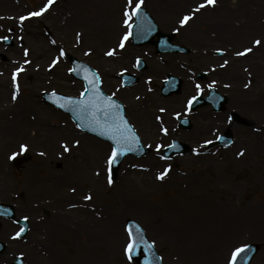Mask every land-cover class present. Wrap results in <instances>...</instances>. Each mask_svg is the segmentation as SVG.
<instances>
[{"label": "rangeland", "instance_id": "obj_1", "mask_svg": "<svg viewBox=\"0 0 264 264\" xmlns=\"http://www.w3.org/2000/svg\"><path fill=\"white\" fill-rule=\"evenodd\" d=\"M76 1L79 0H55L54 4L42 15L31 17L27 23L24 21L20 23L18 19L20 16L37 11L47 0H0V36L11 38L15 47L21 46V48L19 47L21 52L22 48L28 49V55L22 60L12 59L10 56L7 58V55L4 57L0 54V64H2L0 65V80L11 81L9 85L12 87V73L23 65L25 70L17 76L20 86L18 96H21L23 105L27 107L30 105L29 103H33L29 99L35 92L38 103L41 102L42 108H44L42 117L37 114H32L33 117H31L29 112L28 116L23 115L25 114L23 112V117H19L14 109L15 102L19 99L11 98L13 92L10 91L11 87L9 90L7 88V95L0 98V202L12 205L15 209L13 219L0 218V240L7 244L6 250L0 255V264H13L14 256L20 255V253H23L22 257L27 264H53L60 254L63 256L69 252L74 253V250L67 249L68 241L84 245L83 257H87L85 264H107L106 259H108V264H129L123 254L128 219H135L139 222L145 229L148 238L155 241V247L162 257L163 264H174V262L175 264H185L184 254L188 248V242H180L174 251L172 242L169 240L161 242L159 230L158 233H155L154 228L151 227L157 214L156 211H160L166 204L159 200L143 197L128 189L125 191L120 185L123 176L129 171L145 172L149 169H158L161 172L165 167L170 166L169 174L174 177L175 184L173 189L165 191L162 198L168 200V198L174 197L176 201L174 206H176L181 201L176 197L184 196L183 192H177L176 187L180 185L179 182L182 179L189 175V168L194 161L204 160L207 165L222 163L230 160L234 153L246 152L251 146L264 144L262 137L255 136L257 131L264 126V110L261 115L253 112L247 103L245 92L255 86L257 82H264V0H217L215 6H206L195 14L196 17L194 16L193 20L191 19L195 20L190 24V28L193 29L201 27L208 30L218 29L217 24H221L225 30L224 38L226 40L224 39V43L219 47L225 50V56L209 65L211 67L214 64H219V67L215 68L224 70L222 79L210 81V83L216 81L214 86L219 92L230 98L223 112L220 111L221 113L214 111L210 106L200 107L195 111L186 110L188 98L196 95L194 85L196 83L201 85L203 89L201 93H205L207 87V83L193 79L195 73L198 70L208 71L209 66L201 65L199 68L189 69L188 79L189 82L191 79L192 83V86L187 84L189 89L185 85L182 91L177 94L171 96L162 94L161 88L167 73L159 76L157 72L149 69L151 57H148L147 53L154 51L153 43L142 46L143 52L133 51L134 44L132 42L126 44L125 49L129 48L128 51L132 54V63H134V58L139 56L143 57L148 64V69L146 67L144 70L135 72L140 82L146 84L147 87L137 88L139 81L130 88L123 86L120 76L123 72H129L130 66L128 65L132 63L112 65L110 72L108 71L110 65L108 66L106 63L108 56L105 53L109 49L117 51L118 40L127 30L126 27L116 28L111 43L104 45L105 42H101L98 46L87 37L88 30L92 31L96 28L100 30L107 20L108 24H111L113 18L101 9L80 8L79 17L84 22L79 25L78 23L74 24L73 28L70 27L77 33H72V31L68 33L67 14L70 16L72 7L77 5ZM201 2L202 0H171L168 4L165 0H144L143 6L153 16H166V19H170L174 25L180 24L181 16L191 13L192 9ZM124 3L126 4V0L120 1L121 8L117 10L120 26L123 23ZM197 16L224 17L220 18V22L214 23L215 21H213V23L205 25L201 23V19L197 21ZM80 24L83 25L80 26ZM85 30H87V34H85ZM231 32L233 36H228ZM30 37H32L33 43H30ZM244 37L246 38L242 39ZM35 38L39 39L38 43L34 41ZM234 38L237 43H228V40ZM255 39H260L261 45H254L252 41ZM177 40L180 42L179 38ZM5 42L6 40L0 39V45H4L5 50H8L12 44L6 46ZM15 47L10 49L13 57H15L13 55ZM43 47L45 52H42ZM249 47L252 48L250 53L243 56L235 55L236 52ZM216 48L214 47L213 50ZM60 49L64 50L65 55L56 65L49 68L52 60L59 56ZM89 49H91L90 53ZM69 55L76 56L98 72L104 91L124 103L129 121L139 133L144 145L149 148L145 157L127 156L119 166L111 185L107 183L106 157L110 153L112 145L82 131L68 114L57 109L56 106L46 103L42 97L44 91L55 90V92L68 96H79L84 91V83L77 80L69 71L71 68ZM26 59L30 61L28 65L23 64ZM41 60H43V64L40 63ZM225 60L228 61V64L221 67ZM226 66L228 67L225 68ZM133 68H136L134 64ZM108 73L114 77L117 75L119 78L110 79ZM170 74L181 77L179 73L177 75L176 70H171ZM151 77L155 81H159V84H154ZM108 79L110 83H108ZM245 84L248 86L245 87ZM130 89L132 91H128ZM254 90L259 92L257 89ZM124 91L125 93H123ZM124 94H129V96L126 97ZM147 94H152L148 104H146L149 101ZM238 101H241L243 105L246 104V111H241V107L236 104ZM160 108H164L166 111L162 113L161 120H157V116L153 115L150 109L161 114ZM139 109H141L140 117L136 112ZM145 110L148 111L145 112ZM208 111L212 117L216 118L217 126L212 131L203 132L202 119ZM167 112H169L168 121L164 120ZM175 113H180V116L177 117ZM233 114L240 116L241 122H233L231 117ZM182 116H189L192 119L190 129L180 128L178 120ZM220 116H224L222 125H219L218 118ZM40 118L45 122L37 124V120L39 121ZM143 122L148 123L152 133L142 126ZM161 124L168 129L167 135L160 131ZM210 125L212 127V124ZM224 128H230L233 133L234 144L231 147L212 148L204 143L205 140L211 141L216 138L218 133L225 130ZM47 129L56 132L48 134L44 132ZM44 136H49L54 147L50 148L42 142ZM173 139L188 144V152L173 156L168 160L162 158L160 150L171 144ZM76 140L80 142L79 145L73 143ZM62 143L69 144V152L63 151ZM21 144L28 145L27 152L32 158L18 168L11 164L9 157L14 152L21 153L19 148ZM157 144L161 145L159 152L156 149ZM193 148L199 149L198 155L193 153ZM40 153H44V155H40ZM129 159L135 163L134 167L128 168L125 165ZM251 161L257 162L258 160L256 157H252ZM60 163L62 164L60 165ZM218 174L221 175L223 185L233 188L238 201L243 203L240 209L232 207L233 211L238 212L236 223L232 226L236 224L237 226L231 229L224 227L231 226L228 223L232 222V219L229 218L227 223L215 224V226L213 224L205 225L198 221L191 225L189 233L199 235V239L201 238L204 243L209 241L221 243L212 249V252L214 251L224 258L218 264H227L231 252L236 247L252 243L259 246V252L254 257L252 264H264V222L259 217L264 215V187L248 168L234 172L222 170L218 171ZM117 191L122 192L120 200L117 201L119 209L115 208L113 202L114 194L118 193ZM194 191L196 194L199 192L197 189ZM89 193L92 195V199L85 200L84 196ZM169 204L172 205L171 202L167 203V205ZM189 204L193 207L198 203L191 200ZM199 208L194 209L198 210ZM25 216L30 222L29 233L22 239H13L14 233L19 228L18 220ZM246 217L249 220H244ZM240 219L244 222L240 223ZM104 225L107 229L114 227L117 234L119 233L120 237L115 244L111 242V235H105L102 232ZM99 233H101L100 236ZM183 234L184 236L179 235V239L184 240L185 235H188L186 232ZM113 254H115L114 257H117L116 260L110 259ZM172 254L176 256L175 261L167 262L166 257ZM131 264L137 263L132 260Z\"/></svg>", "mask_w": 264, "mask_h": 264}, {"label": "bare ground", "instance_id": "obj_2", "mask_svg": "<svg viewBox=\"0 0 264 264\" xmlns=\"http://www.w3.org/2000/svg\"><path fill=\"white\" fill-rule=\"evenodd\" d=\"M120 1L122 0H79V1H76L77 5L72 7V10L70 11V16L69 14H67L68 19H69V21H67V24H66L68 33L71 31L72 33L76 32L72 30L74 24L78 23L79 25V23L84 22L79 17L80 8L81 9L82 8L101 9L103 11H106L108 16H112L113 21L111 20V24L110 23L108 24V20H107V23L104 24L102 26V29L100 30L96 28L91 31L89 29L88 34H87V30H85V34H87V37L91 39L93 42H95L98 46L101 44V42L103 43L105 42L104 45H106L107 43L108 44L111 43L115 36L114 35L115 31L118 28H123V25L120 26L119 21L117 19V16H118L117 10L121 8ZM165 1L166 3L170 4L169 2L171 0H165ZM124 7H125V3L123 4V8ZM154 17L160 29L168 28V24L169 25L172 24L170 22V19H166L167 18L166 16H163V17L154 16ZM223 17L224 16H217L215 18L214 16H197L196 19L197 21L198 20L200 21L201 19V23L207 25L209 23H213V21H215L214 23L220 22L221 20L220 18H223ZM192 20H190L186 26H182V27L179 26V28L183 29L182 31L181 29L179 28L178 29H179V33L182 34L183 38H187L189 40H192V42H194V44L191 46V54L193 58L192 61L194 63L189 59L190 56L182 54L181 52H177L176 54H173V55L166 54L165 56H161V57L159 56V58L162 59L164 62L156 60L154 57L150 58L151 64L149 66V69L153 70L154 72H157V75L159 76H162L163 73L164 74L167 73V76H168L171 73V70H176L177 75L179 73V75L181 76V88L182 89L187 84L192 86L191 79H190V82L188 79L189 78L188 72H189V69L192 67L199 68L200 64L198 65V59L204 61L202 63H208L209 61L215 63L219 59V57L214 56V53L211 52V49H212L211 47H208L207 49L203 48V43H206L204 42V39L205 41H212L211 44H213L214 41L216 40V38L214 37L215 35L216 37L218 35H225L224 27H222L221 24H217L218 29L208 30V29H203L202 27L199 29H193L192 27L190 28L191 26L190 24H192V22H194L195 20L194 21ZM27 22L28 21H25L24 23H27ZM82 25L83 24H80V26ZM71 26L72 28L70 29ZM200 26H202V24H200ZM174 28H177V27H174ZM214 31L215 33H212ZM228 36H233L232 32ZM30 38H31L30 43H33L32 37ZM245 38L246 37L242 39H245ZM131 40L132 38H130L128 42L130 43ZM234 40L236 39L235 38L230 39L228 40V43L230 44H232L233 42L237 43V41H234ZM34 41L38 43L39 39L35 38ZM206 44H209V43H206ZM13 47L15 46L13 45L10 48L7 47L8 50H5V47L0 45V48H1L0 51L1 52L5 51L7 58L8 56H10L12 57V59L16 58V59L22 60L25 57V55L23 52H21L19 47L18 48L15 47L13 49L14 50L13 55L15 57L12 56V51H10V49H12ZM125 48L121 50L120 48L117 47V51L115 55H113L111 58H109L110 56H108V61H106V63H108V66L110 65L108 68V71L111 72L110 67L112 65L122 64V63H126V64L132 63V57H131L132 54H130V51H128L129 48L127 49ZM42 52H45L44 47L42 48ZM10 57L9 59H11ZM243 60L244 59L242 58L241 61L243 62ZM40 63L43 64V60H41ZM133 64L134 63H132L131 65H128L130 66L129 72H138V70L133 68ZM236 64L237 62L235 63V65ZM214 66L219 67V64L217 65L214 64ZM227 67L228 66H226L225 68ZM219 69L220 68L216 69L215 67H213V70H211V72L215 71L214 73H218L221 76L220 79H222L224 75V70L222 69L219 70ZM139 71H141V69ZM207 75L209 74L207 73ZM108 78L118 79L119 77L117 75L115 77L111 76V73H108ZM150 79L154 84L155 83L159 84V81L156 80L157 81L156 82L155 79H153L152 77ZM208 79H209V76H207V80ZM207 80L203 82L205 83ZM9 83H11V81L6 82L4 79L0 80V85H1L0 86V98H2V96L4 98L5 95H7L6 94L7 88L9 90V88L11 87ZM108 83H110L109 79H108ZM149 84L151 85V82ZM143 87H147V85L140 82L137 88L142 89ZM185 87L189 89L188 85ZM10 89H11L10 90L11 92L14 91L13 84ZM254 89L259 90V92H255ZM243 90L245 89L243 88ZM128 91H132V89ZM245 92H246V97H247L246 98L247 103L252 109V111L255 113L257 112L258 115H261L262 114L261 112L264 110V82H257L255 86L250 87V89H247V91ZM123 93H125V91ZM125 96L128 97L129 94ZM137 96L139 97L138 93H137ZM151 98H152V94L151 95L147 94V99L149 101H147L146 104L150 103ZM17 99L19 100L15 102L14 109L16 110L19 117H23L22 116L23 112L25 113L23 114L25 116H28L27 115L28 112L31 117H33L32 114L33 115L37 114V115H40L41 117L43 116L44 108H42L43 105L41 104V102L40 104L38 103L39 101H38L37 96H35V92L32 93L29 99L30 101H33V103H29L30 105H28L27 107L26 105H23V99L21 98V96H17ZM228 101H230V98H228L227 96L226 103L224 106L228 104ZM241 101L236 102V104L239 105L238 107H241L240 108L241 111H246V108H247L246 104L243 105ZM1 102H4V101H1ZM48 104H51V103H48ZM23 107L28 108V109L25 110ZM147 111L148 110H145V112ZM136 112H138V116L140 117L141 109H139ZM150 112L155 116L161 117L162 115V113L159 114V112L155 110L151 111L150 109ZM150 112L149 114H151ZM208 112L205 114V116L202 119V129L204 130L203 132H207L209 130L212 131L217 126L216 118L212 117L211 113L209 112L208 114ZM168 115H169V112L165 114L164 120L168 121L167 120ZM218 120L220 121L219 125H222L224 123L223 122L224 116L223 117L220 116ZM238 121H240L239 118H238ZM35 122H36V119H35ZM44 122L45 121H43L42 118H40L39 121L37 120V124L38 123L42 124ZM210 124H212V127ZM142 126H144L145 129H147L149 132L152 133V130L150 126L148 125V123L146 124L145 122H143ZM44 132H47L48 134H50L56 131L52 129H47V130H44ZM255 136L257 138L262 137L264 139V126L261 130L257 131ZM44 137L45 138L42 142L50 148L54 147V144H52L51 139H49V136H44ZM252 157L253 158L256 157L258 161L257 162L251 161ZM230 158H231L230 160H227L222 163H215L213 165H207V162L204 160L194 161L193 164L189 168V175L186 178L182 179L181 182H179L180 185L176 187L177 192L178 193L183 192L185 196L184 197L183 195H180V196L178 195V197H176L178 199L180 198L181 200L179 201V203L176 204V206H174V204L176 203L174 197L168 198V200H165L166 198H162L165 191L174 188L175 179L171 174H168L167 178L162 181L156 179V176L159 173L158 169L157 170L149 169L148 171H145V172L129 171L126 175L123 176V179H122L123 181L120 185V187H122L123 190L128 189L129 191L139 193L143 197H149L154 200H159L160 202H163V204H166L164 205V207L161 208L160 211H156L157 214L153 221V226L151 227L154 228L155 233H158V230H159V234H160L159 237H160L161 242L162 241L167 242V240L172 242L174 251H175L176 245H179L180 242H183V241H186V243L188 242L187 243L188 248L187 250L185 249L186 251L184 254V259L186 260L185 264H216V263L218 264L219 262L221 263L222 260H224L222 256L216 254V252L214 251L212 252L213 248H216L217 246L221 244L220 242H215V243L213 242L214 243L213 244L212 241H209V242L204 243L202 242L201 238L199 239V235H195V233H189L190 232L189 229L193 223L195 222L198 223L199 221L201 223H204L205 225L213 224V226H215V224L217 225V224L227 223L228 222L227 220L229 218L230 220L232 219L231 220L232 222L228 223L231 226H224V227L231 229L232 227L237 226V224L232 226L233 224L236 223L237 213H238L237 211H233L232 207H237L238 209H240L243 203H240L238 201V197L236 196L237 194L233 188L223 185L221 181V175L218 174V171L220 172L222 170H226V171L234 172V171H242L248 168L253 174V176L257 178V181L260 182L261 185L264 187V144L251 146L246 152H243V155H237L236 153H234L232 157ZM125 165H127L129 168L130 166L134 167L135 163L131 159H129L126 161ZM198 187H200L201 189ZM194 189L199 190V192L196 194ZM117 192L118 193L114 194L113 202L115 203V208L119 209L117 207V201L120 200V196L122 195V192L120 191H117ZM191 200H193V202L196 201L198 204L192 207V205L189 204V201ZM166 202L167 203L171 202L172 205L170 204L167 205ZM196 207H200V208L198 210H195L194 208ZM259 217L261 221L264 222V215L262 216L260 215ZM244 220H249V218L246 217L244 218ZM242 222L244 221L240 219V223ZM103 229L104 230L102 232L105 235L107 234L111 235V242L115 244L120 237L119 233L117 234L116 232L117 230H115L114 227L113 228L108 227L107 229L105 225L103 226ZM183 232H186L188 234V235H185L184 240H182L181 238L179 239V235L184 236ZM101 233H99V236ZM67 244H68L67 249L74 250V253L72 254L69 252L67 255H63V256L62 254H60L57 257V259L54 260L53 264H78V263L85 264L87 263V260H86L87 257L86 256L83 257V250H85L84 245H78L74 243L73 241H68ZM214 250H217V249H214ZM114 255L115 254H113V257L110 259L116 260L117 257H114ZM89 257L91 258V256ZM175 258L176 256L172 254L166 257V261L174 262ZM106 262L108 264V259H106Z\"/></svg>", "mask_w": 264, "mask_h": 264}, {"label": "snow or ice", "instance_id": "obj_3", "mask_svg": "<svg viewBox=\"0 0 264 264\" xmlns=\"http://www.w3.org/2000/svg\"><path fill=\"white\" fill-rule=\"evenodd\" d=\"M55 0H47V2L39 8L35 12H29L26 16H20L18 19L20 22H23L27 18H31L33 16H40L45 11L48 10L50 6L54 4ZM144 0H126V4L123 10V24L126 25L127 30L123 33L121 38L118 41L117 47L118 48H124L125 42L129 40V38L133 34V28L134 26H137L138 29L143 30V15H142V6H143ZM217 3V0H202L201 3H199L194 9H192L191 13L185 14L179 21L181 26H184L187 24L191 19L194 18L195 14L199 12L201 9L205 8L206 6H215ZM79 33L77 36L79 37ZM0 39L7 40V36H0ZM52 43H55V41H52ZM252 43L256 46L261 45L262 41L260 39H255L252 41ZM216 52H224V49L217 48L215 50ZM252 51V48H244L243 51H238L235 53L236 56H243ZM91 52V49H89V53ZM116 50L115 49H109L105 55L107 56H113L115 55ZM86 55L88 53H85ZM24 55H28V49H24ZM65 55V52L63 49H60L59 56L55 57L52 62L49 64V68H52L54 65L58 63L61 57ZM139 58H137V64H139ZM29 60H24L23 64H29ZM228 64V61L225 60L221 67H224ZM25 69L23 65L16 68L12 73V84L14 91L12 92V99L16 100L17 96L20 91V86L17 81V76L19 73L23 72ZM86 71L87 66L81 65L79 69L76 68H70V72L75 71ZM84 80L87 83V87H85L84 91L80 93L79 98L71 97V96H58V94L53 91V96H58V100H63L64 103H59V107L61 108H70V106H74L70 108V110L73 111H79L83 114H86L88 116V122L90 125H93L92 128L93 131L97 130V128L101 129L100 134L103 136H107L108 139H110L112 143V147L110 150V153L106 157V167L108 171V177H107V183L111 185L113 181L112 176V167L115 165L118 161V158L123 156L125 152L131 151L130 145L132 143H138V136L135 134L132 126L128 122V120L120 114V108L121 105L113 99V96L105 95L103 91L100 90L98 87V84L100 83L99 74L93 72L92 77L89 78L88 75H84ZM216 84V81H212L207 87L209 89L213 88ZM248 85L245 84V87ZM196 95H192L187 100V107L186 110H190L191 106L194 101H196L197 96L203 91L201 85L199 83H196L194 85ZM88 93H91V95H88ZM114 95V94H113ZM159 111L161 113L165 112L166 109L160 108ZM177 117L180 116V113H175ZM157 120H161L160 116L156 117ZM77 127H81V125H77ZM160 131L167 135L168 129L163 127L161 124ZM217 139H222V137H217ZM76 145H79V141L76 140L73 142ZM205 144H210L212 141L205 140ZM231 143V142H229ZM62 148L64 152H69V144L68 143H62ZM167 148L172 149L177 147L176 143L173 142L172 144L166 145ZM20 151L24 152L28 150V145L21 144L19 146ZM161 148V145L157 144L156 149L159 152ZM193 153L199 154V149L193 148ZM17 155V153H13L12 156L9 157V159L14 158ZM40 155H44V153H40ZM237 155H243V152H238ZM163 158V157H162ZM170 172V166L165 167L163 171L159 172L156 176V179L158 180H164L167 178L168 174ZM97 175H99V172H97ZM73 191H75L73 189ZM85 200H91L92 195L89 193L84 196ZM24 220H28V217H23ZM126 240L123 246V254L129 261V264H131V261L133 260L134 254L137 252V250L143 246L144 250L148 252L151 256L154 257V253H152L153 246L155 245V241L149 242L145 239V235L143 230L139 225H128L126 227ZM26 229L24 227H20L18 231H16L13 235V239L19 238L22 233H24ZM250 248V245L248 244H242L239 247H236L230 254V258L228 259L227 264H238L239 260L242 259L247 255V251ZM20 256H23V253H20ZM156 259H159L158 257H155ZM145 264H151V261L149 257L145 258Z\"/></svg>", "mask_w": 264, "mask_h": 264}, {"label": "water", "instance_id": "obj_4", "mask_svg": "<svg viewBox=\"0 0 264 264\" xmlns=\"http://www.w3.org/2000/svg\"><path fill=\"white\" fill-rule=\"evenodd\" d=\"M142 15H143V30L138 29L137 26H134V28H133V36H134V39H135L136 43H139V44L140 43H148L155 37V35H159L161 37H165L166 39L170 40L169 36H167L166 34H163V33L160 32L157 23L154 21V19L152 18V16L150 15V13L148 12V10L145 7H142ZM70 60H71L73 68L79 69L81 65H86L87 66V70L86 71H79L78 70V71L72 72V74L77 79L84 81L85 85L87 87V83H86V81L83 78L84 75H88L89 78H91L93 72H95V73H97V72L92 67H90L89 65H87L84 62H82L81 60H79L78 58H76L74 56H70ZM141 66L144 67L143 62L141 64ZM125 77L127 78L126 81H127V83L129 85L133 84L136 81V78L133 75H126ZM179 85H180V80L177 77H175V76H171L165 82V85H164V88H163V93L165 95H169V94H171L173 92L179 91V89H180ZM101 86H102V82H101V79H100V83L98 84V87L100 88L101 91H103ZM52 93L53 92L44 93L43 94V96L46 99V101L55 104L58 108H60L64 112L69 113L72 116V118L79 125H81V127H80L81 129H83V130H85V131H87V132H89L91 134H94V135H96V136H98V137H100V138H102L104 140L111 141L110 139H108L107 136H103V135L100 134L101 129L97 128V130H95V131L92 130V128L94 126L89 124L88 116L86 114H83V113L79 112L78 110L77 111L70 110V108H72L74 106H70V108H61V107H59V103H64V101L63 100H58V96H66V95H62L60 93H57L58 96H53ZM103 93H104V91H103ZM104 94L107 95L106 93H104ZM88 95H91V93H88ZM75 98H79V97H75ZM210 99H211V102H213L216 105L217 109L219 107L222 108L223 103L226 101V98H224L222 96H218L217 94H213ZM116 101L121 105L120 114L123 115L127 119V117L125 116L124 106L118 100H116ZM203 103H205V100H201V98H198L195 101L193 106H194V108H197ZM181 126L184 127V128H190V126H191L190 121L188 119H181ZM134 132L137 135L135 130H134ZM138 138H139L138 143H132L130 145V148L132 150L125 152V154L123 156L118 158L117 163L115 165H113V167H112L113 174H116L121 162L123 161V159L126 156L135 155L137 157H141V156H144V155H146L148 153V149L142 144L141 139H140L139 136H138ZM230 139H231V135H230V133H228L227 136L224 137V140H227V142H229ZM174 142L176 143L177 147L172 148V149H169V148L164 149L163 154L166 157H170L171 154H173V153L176 154V153H179V152H183L185 149H187V145L186 144L178 142L177 140H174ZM26 158H28V155H26ZM1 215L9 216V217L14 216L13 207L10 206V205H7V204L0 203V216ZM20 223L26 229V231L24 233H22V235H21V236H24L26 234V232H27L28 222L26 220H20ZM128 225L135 226V225H139V224L135 220H129L127 222V226ZM141 229L144 232L145 239L148 240L147 237H146L144 229L142 227H141ZM3 249H4V244L0 242V252H2ZM257 250H258V246L257 245L250 244V248L247 251V255L245 257H243L242 259H240L238 264H250L251 259L256 254ZM142 253H144V254H142ZM152 253H154V257L151 256L148 252H146L144 250V247L141 246L137 250V252L134 254L133 258L136 259L139 264H145V258L146 257H149V259L151 261V264H162L161 258L157 254L154 246H153V249H152ZM155 257H158L159 259H156ZM17 264H23V263L20 260H18Z\"/></svg>", "mask_w": 264, "mask_h": 264}, {"label": "flooded vegetation", "instance_id": "obj_5", "mask_svg": "<svg viewBox=\"0 0 264 264\" xmlns=\"http://www.w3.org/2000/svg\"><path fill=\"white\" fill-rule=\"evenodd\" d=\"M168 29H167V32L173 37V41L175 42V43H177V44H180V45H183L185 48H187V51H185V52H181L182 54H185V55H187V56H190V60L192 61L193 60V58H192V54H191V46L194 44V42H192V40H189V39H187V38H183L182 37V34L181 33H179V29H181V28H179V27H177V28H174V27H176V25H173V24H168ZM179 28V29H178ZM183 29H181V31H182ZM212 33H215V31L214 32H212ZM211 33V34H212ZM215 38H216V40L214 41V43L213 44H211L212 43V41H204V42H206V43H209V44H206V43H203V48L204 49H207L208 47H211L212 49H211V52H213L214 53V56H217V57H219V59H222V56L221 55H218V52H216L215 50L217 49V48H219L223 43H224V35H218L217 37H216V35L214 36ZM180 39L179 41L180 42H178V40L177 39ZM158 41H159V39L157 38L156 40H155V43L153 44V48H154V51L152 50V52H148L147 53V56L148 57H154L156 60H159V61H162V62H164L162 59H160L159 58V56L161 57V56H165L166 54H176V53H171V52H164V53H161V52H158V49H157V43H158ZM211 44V45H210ZM214 47H217L215 50H213L214 49ZM221 49V48H220ZM143 49L142 48H140V46L139 45H134V50L133 51H135V52H141ZM143 52V51H142ZM207 53V52H206ZM179 54V53H178ZM153 55H155V56H153ZM137 58H140L139 56H137V57H135L134 58V64H136L137 65ZM218 59V60H219ZM193 62V61H192ZM202 62H204V61H202V60H200V59H198V65L200 64V66L203 64V66H209L210 64H213V62H211V61H209L208 63H202ZM182 63V62H181ZM194 63V62H193ZM210 67V66H209ZM215 72V71H214ZM213 71L211 72V70H208V74L209 75H206L205 76V78H204V80H207V76H209V79L207 80V81H210V80H213V79H220L221 78V76L218 74V73H214Z\"/></svg>", "mask_w": 264, "mask_h": 264}]
</instances>
